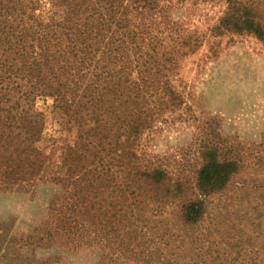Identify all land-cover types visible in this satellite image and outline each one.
Here are the masks:
<instances>
[{"label":"trees","instance_id":"1","mask_svg":"<svg viewBox=\"0 0 264 264\" xmlns=\"http://www.w3.org/2000/svg\"><path fill=\"white\" fill-rule=\"evenodd\" d=\"M226 2L212 30L249 33L264 43V16L254 3ZM164 7L159 0H0V192L38 182L60 185L41 233L76 249L104 244L114 264H180L165 263L143 218L160 210L168 215L170 206L181 227L201 226L209 197L243 169L241 158L204 148L193 197L185 191L187 180L173 184L166 164L147 151L146 133L166 119L165 111L186 105L173 83L182 36L178 30L163 35L157 17ZM198 42L188 41L186 50L194 53ZM48 99L63 131L76 129L73 142L47 139L48 118L38 103ZM258 204V259H230L224 250L194 264H264Z\"/></svg>","mask_w":264,"mask_h":264},{"label":"rangeland","instance_id":"2","mask_svg":"<svg viewBox=\"0 0 264 264\" xmlns=\"http://www.w3.org/2000/svg\"><path fill=\"white\" fill-rule=\"evenodd\" d=\"M159 1L165 6L164 14L157 17L163 35L178 30L182 36L183 55L173 83L185 95L186 105L175 113L165 111L166 119L146 133L148 153L162 159L173 184L177 179L187 180L185 191L193 197L196 194L190 188L203 162L204 148H216L219 156L241 158L244 163L230 184L209 197L208 218L201 226L181 227L170 206L164 210L168 215L160 209L161 214H148L143 226L154 242H160V251L167 255L165 263L172 259L194 264L224 250L230 259H258V201L264 226V189L258 197V183L264 186V43L249 33L221 34L212 30L227 10L226 0ZM247 1L264 16V0ZM154 13H146L149 23ZM195 38L201 41L199 48L189 53L186 45ZM38 104L47 114L48 140L56 138L68 144L77 139L76 129L63 131L53 100ZM58 155L59 148L52 155V168ZM39 183L61 190L52 182ZM59 192L49 197L42 215L30 223L0 218V264H62V248H91L95 250L94 264H114L104 244L76 249L62 241H49L41 233L50 201ZM147 241H151L149 237ZM201 244L206 248L199 251L196 246ZM209 247L215 253L207 251Z\"/></svg>","mask_w":264,"mask_h":264},{"label":"clouds","instance_id":"3","mask_svg":"<svg viewBox=\"0 0 264 264\" xmlns=\"http://www.w3.org/2000/svg\"><path fill=\"white\" fill-rule=\"evenodd\" d=\"M58 191H60L58 186L47 183H39L28 190L11 186L0 192V218L16 219L18 223H30L42 215L49 197ZM59 252L62 256V264H94V249L80 248L72 251L62 248Z\"/></svg>","mask_w":264,"mask_h":264}]
</instances>
